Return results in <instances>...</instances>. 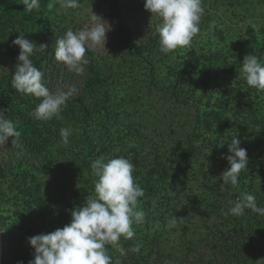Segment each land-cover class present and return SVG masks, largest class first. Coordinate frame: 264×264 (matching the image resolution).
I'll return each mask as SVG.
<instances>
[{"label": "trees", "instance_id": "trees-1", "mask_svg": "<svg viewBox=\"0 0 264 264\" xmlns=\"http://www.w3.org/2000/svg\"><path fill=\"white\" fill-rule=\"evenodd\" d=\"M104 1L113 24L109 49L87 51L78 74L54 53L56 39L76 31L82 9L39 0V9L28 12L24 0H0V111L19 133L0 146L3 264H29L28 238L69 224L70 210L95 195L92 163L118 157L134 165L144 218L133 225L132 239L107 246L112 264H258L264 215L227 213L244 193L264 208V91L240 76L246 55L264 62V11L240 26V15L227 18L221 7L251 0H203L190 46L164 54L161 21L143 13L144 0ZM141 16L151 25L147 37L139 34ZM19 34L36 43L31 60L50 91L76 90L58 118L34 119L42 98L12 87ZM62 128L71 129L68 144ZM167 130L175 132L174 143L167 144ZM233 137L247 150L248 165L236 186H224L220 175L230 165L222 157Z\"/></svg>", "mask_w": 264, "mask_h": 264}, {"label": "clouds", "instance_id": "clouds-1", "mask_svg": "<svg viewBox=\"0 0 264 264\" xmlns=\"http://www.w3.org/2000/svg\"><path fill=\"white\" fill-rule=\"evenodd\" d=\"M63 2L69 8L80 7L79 0ZM24 6L26 11L32 12L39 9L40 3L39 0H24ZM144 7L152 17L161 21L157 32L159 50L164 54L190 46L200 31L199 25L205 12L203 0H144ZM109 31L111 25L101 16L93 14L86 30H68L56 39L55 59L69 70L83 73L88 63L86 52L106 48ZM12 43L20 49L11 81L13 89L24 95L42 98L33 110L34 119L49 121L58 118L76 90L50 91L43 81V73L31 60L37 50L36 43L26 39L24 34H19ZM46 48V45L39 46L41 51ZM240 76L248 87L264 91L262 58L256 54L246 55ZM18 135L13 121L0 111V146L7 144L10 137ZM70 135V128L60 130L65 144L69 143ZM228 152L230 154L222 158L230 167L220 177L222 185L236 186L241 171L248 165L247 150L240 147L239 138L233 137L228 143ZM92 168L97 177L95 195L90 194L83 206L70 210L71 222L62 229L28 238L34 249V259L29 264H112L107 246L115 247L121 238L130 240L134 237L133 225L142 223L144 218L143 211L136 208L138 198L143 197L144 192L135 182L134 165L126 158L118 157L107 162L102 159L94 161ZM246 209L264 215V208L257 206L256 197L251 193H244L227 214L242 215ZM175 219L172 218V224Z\"/></svg>", "mask_w": 264, "mask_h": 264}, {"label": "rangeland", "instance_id": "rangeland-1", "mask_svg": "<svg viewBox=\"0 0 264 264\" xmlns=\"http://www.w3.org/2000/svg\"><path fill=\"white\" fill-rule=\"evenodd\" d=\"M107 5L108 4L104 0H85V3L82 4L80 7H78V9H82V11L80 14L81 16H78L80 22L77 24V28L75 29L76 30L75 32H78L80 30H86L90 26V18L93 14L101 16L105 21H107L111 25V31L107 33L108 38H107L106 48L108 50L109 45H110V37H112L113 35V24L109 16L106 15V13L108 12ZM221 8L223 9V13L227 18L233 17L235 16V14H239L240 18H237V19L235 18L236 23L243 19L245 20H247L248 18L252 19L253 16L260 17L259 13L261 11H264L263 10L264 7H262L259 0H251V4L248 5L247 7L242 6V7H237V8H230V7L223 6ZM143 13L146 14L147 16L150 15L148 11H143ZM136 22L138 23V27H139V34L141 36L145 35L147 37L151 33V28H150L151 25L143 21L142 16L139 17L136 20ZM239 25L243 26L245 25V23L239 22ZM106 48L97 49V50L105 51ZM155 98L158 101L159 100L158 98L160 97L156 96ZM178 125L179 127L177 130V134H180V135L184 134V132L181 129L183 125L182 120L176 123V126ZM167 131H168L167 133H170V135L166 136L167 144L174 143L175 142L173 140L174 137L172 136H175V132L170 131V130H167ZM42 177L47 180L49 178V175H42ZM0 187L2 189L1 183H0ZM178 235L179 233L175 232L172 234L171 238L178 237ZM196 238H197V235H196ZM257 248L259 249L258 264H264V237L263 236L257 240Z\"/></svg>", "mask_w": 264, "mask_h": 264}, {"label": "water", "instance_id": "water-1", "mask_svg": "<svg viewBox=\"0 0 264 264\" xmlns=\"http://www.w3.org/2000/svg\"><path fill=\"white\" fill-rule=\"evenodd\" d=\"M0 240H1V246H0V264H3V233L0 227Z\"/></svg>", "mask_w": 264, "mask_h": 264}, {"label": "bare ground", "instance_id": "bare-ground-1", "mask_svg": "<svg viewBox=\"0 0 264 264\" xmlns=\"http://www.w3.org/2000/svg\"><path fill=\"white\" fill-rule=\"evenodd\" d=\"M0 246H1V240H0Z\"/></svg>", "mask_w": 264, "mask_h": 264}]
</instances>
